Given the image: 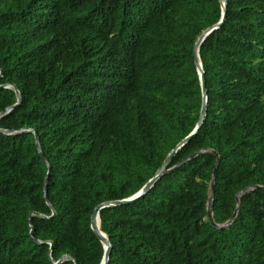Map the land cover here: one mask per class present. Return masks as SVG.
<instances>
[{
    "label": "trees",
    "instance_id": "obj_1",
    "mask_svg": "<svg viewBox=\"0 0 264 264\" xmlns=\"http://www.w3.org/2000/svg\"><path fill=\"white\" fill-rule=\"evenodd\" d=\"M219 16L218 0H0V129L11 132H0V264L99 263L90 214L136 192L194 127L192 47ZM198 56L205 114L167 166L218 153L222 223L237 191L264 186V0H226ZM11 85L20 101L5 111ZM215 158L199 153L101 208L107 264H264V189L239 195L227 227L206 218Z\"/></svg>",
    "mask_w": 264,
    "mask_h": 264
},
{
    "label": "water",
    "instance_id": "obj_2",
    "mask_svg": "<svg viewBox=\"0 0 264 264\" xmlns=\"http://www.w3.org/2000/svg\"><path fill=\"white\" fill-rule=\"evenodd\" d=\"M219 4H220V16L219 19L216 23L212 24L209 27L204 28L196 37L194 43H193V47H192V56H193V63L195 66V70L197 73V77H198V81H199V86H200V92H201V103H200V107H199V111H198V117H197V121L194 125V127L189 131V133L187 135H185L180 141H178L174 147L172 149L169 150V152L166 154V156L164 157V159L161 161L159 167L155 170V172L153 173V175L147 179L143 185L133 194L125 197V198H121V199H115V200H109V201H103L99 204H97L91 214H90V219H89V228L91 229V231L96 235V237L98 238V240L100 241V243L102 244L103 247V253L101 256V259L99 261L98 264H107V260H108V254H109V250L111 247V243L108 239V237L100 230L99 228V217H98V212L101 208L104 207H108V206H116V205H122V204H127L130 203L132 201H134L135 199H137L138 197H140L141 195H143L152 185L153 183L158 179L159 176H161L163 173L168 172L170 170H172L173 168H175L176 166H179L180 164L186 162L187 160L191 159L192 157H194L195 155L199 154V153H203V152H208L211 153L213 155L216 156L214 164H213V168L211 170V174H210V178L208 181V188H207V192H206V200H205V213H206V218L209 222L210 225H212L213 227L216 228H224L227 227L230 222L233 220V218L236 215L237 209H238V205H239V195L243 194L246 191L252 190V189H257V188H262L264 189V186L262 185H258V184H251L248 185L242 189H240L239 191H237L234 195V199H235V206L234 209L231 213V215L229 216V218L227 220H225L222 223H215L213 221L212 218V200H213V184H214V177H215V171H216V167L219 161V156L218 153L212 149L209 148H202L199 150H196L195 152L189 154L187 157L183 158L182 160H180L179 162H177L176 164L172 165V166H167L172 155L175 153V151L180 148L185 142H187L198 130L199 126L202 123L204 114H205V102H206V89H205V85H204V77H203V70H202V66H201V62L199 60V56H198V48L200 43L202 42V40L214 29H216L217 27H219L221 25V23L224 20V15H225V8H226V0H218ZM1 73V71H0ZM8 86V85H6ZM14 93H15V103H13L12 105L8 106L6 108L5 111H9L11 108H13L15 105H17L20 101V96L19 93L16 89L15 86L11 85ZM1 114V113H0ZM23 130H27V131H31L33 133L34 136V142L36 145V148L39 152L38 149V144H37V134L33 129L30 128H26V129H20V131ZM1 133L4 134H9L11 133L9 130H4V129H0ZM41 155V154H40ZM46 165L47 162L45 161ZM49 166L47 165V170H48ZM46 177H47V172L44 178V182H43V193L45 192V187H46ZM47 205L50 208V215L47 217H50L51 215L54 214L53 209L51 208V206L49 205L48 202H46ZM34 212H29L28 214V219L29 217L33 214ZM32 231V227L30 226L29 228V234ZM38 241V240H36ZM39 242V241H38ZM49 244V247L51 246V242L50 241H46ZM50 251V249H49ZM66 257V255H62L58 260H56L54 263H58L61 262L64 258ZM73 263H75V261L73 260Z\"/></svg>",
    "mask_w": 264,
    "mask_h": 264
}]
</instances>
